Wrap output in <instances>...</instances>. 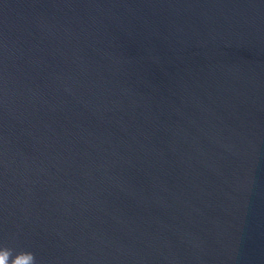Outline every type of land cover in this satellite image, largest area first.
Here are the masks:
<instances>
[{
	"label": "water",
	"instance_id": "95a60500",
	"mask_svg": "<svg viewBox=\"0 0 264 264\" xmlns=\"http://www.w3.org/2000/svg\"><path fill=\"white\" fill-rule=\"evenodd\" d=\"M4 246L264 264V0H0Z\"/></svg>",
	"mask_w": 264,
	"mask_h": 264
},
{
	"label": "clouds",
	"instance_id": "9594fccd",
	"mask_svg": "<svg viewBox=\"0 0 264 264\" xmlns=\"http://www.w3.org/2000/svg\"><path fill=\"white\" fill-rule=\"evenodd\" d=\"M0 264H36L35 255L30 251L15 252L6 246L0 247Z\"/></svg>",
	"mask_w": 264,
	"mask_h": 264
}]
</instances>
